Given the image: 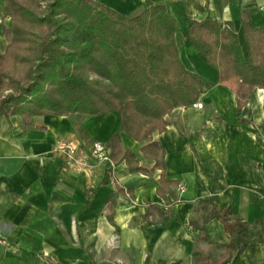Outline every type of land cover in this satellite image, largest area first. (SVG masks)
<instances>
[{
  "label": "crops",
  "instance_id": "0c3cea01",
  "mask_svg": "<svg viewBox=\"0 0 264 264\" xmlns=\"http://www.w3.org/2000/svg\"><path fill=\"white\" fill-rule=\"evenodd\" d=\"M101 1L131 16L165 5L181 59L203 77V108L173 110L166 130L153 135L166 179L178 184H162L144 143L126 132L123 146L150 172L94 158L93 143L107 147L120 129L117 112L40 115L30 128L19 115L0 116V264H264V231L240 253L216 211L229 209V220L251 231L264 227V89L240 107L239 81L219 82L188 39L189 26L207 16L241 35L245 9L254 28L264 26V0ZM5 15L0 0V55L9 43ZM59 142L78 144L74 160L54 151Z\"/></svg>",
  "mask_w": 264,
  "mask_h": 264
},
{
  "label": "trees",
  "instance_id": "16d2710c",
  "mask_svg": "<svg viewBox=\"0 0 264 264\" xmlns=\"http://www.w3.org/2000/svg\"><path fill=\"white\" fill-rule=\"evenodd\" d=\"M5 10L11 24L4 28L9 43L0 55V90L12 92L0 98V116L19 115L30 128L40 115L117 112L121 126L107 143L110 160L150 172L123 146L126 132L144 143V155L162 170V184H178L166 179L164 149L153 135L166 130L173 110L198 102L203 77L181 59L179 28L167 7L150 4L131 16L101 0H5ZM250 13L243 11L241 35L211 16L188 28L190 45L217 69L219 82L239 81L240 107L264 89V26L254 28ZM216 211L240 253L264 231L229 220V209Z\"/></svg>",
  "mask_w": 264,
  "mask_h": 264
},
{
  "label": "built area",
  "instance_id": "2783aa9c",
  "mask_svg": "<svg viewBox=\"0 0 264 264\" xmlns=\"http://www.w3.org/2000/svg\"><path fill=\"white\" fill-rule=\"evenodd\" d=\"M203 101H198L194 104V107L198 108V109H202L203 108ZM78 144L74 143V142H59L55 147H54V151L61 155L63 158L67 159V160H74L75 159V155L78 151ZM92 153L93 156L96 160L100 161V162H109L110 164H114L110 158H109V152H108V148L101 142L96 141L93 143L92 146ZM179 188H183L182 185H179ZM6 242L5 238L0 236V244H4Z\"/></svg>",
  "mask_w": 264,
  "mask_h": 264
},
{
  "label": "rangeland",
  "instance_id": "374dc122",
  "mask_svg": "<svg viewBox=\"0 0 264 264\" xmlns=\"http://www.w3.org/2000/svg\"><path fill=\"white\" fill-rule=\"evenodd\" d=\"M8 23H9V21H8ZM11 92H12V91L7 90V89L0 90V98H1L2 96H6V95H8V94L11 93Z\"/></svg>",
  "mask_w": 264,
  "mask_h": 264
}]
</instances>
